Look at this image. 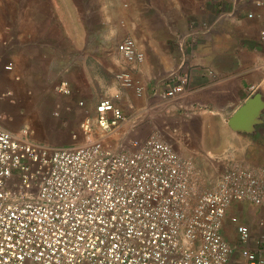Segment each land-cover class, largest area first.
I'll use <instances>...</instances> for the list:
<instances>
[{
	"label": "built area",
	"instance_id": "built-area-1",
	"mask_svg": "<svg viewBox=\"0 0 264 264\" xmlns=\"http://www.w3.org/2000/svg\"><path fill=\"white\" fill-rule=\"evenodd\" d=\"M251 3L245 18L258 22L264 44V0ZM118 51L129 64L145 60L131 37ZM117 78L142 95L130 73ZM189 80L183 67L160 94L175 99ZM58 91L73 90L63 81ZM125 120L105 99L94 124H81L83 141L66 146L39 141L30 128L0 126V264H230L235 257L264 264V217L255 233L240 212L264 206V171L233 165L216 187L199 191L191 160L160 136L113 147Z\"/></svg>",
	"mask_w": 264,
	"mask_h": 264
},
{
	"label": "crops",
	"instance_id": "crops-1",
	"mask_svg": "<svg viewBox=\"0 0 264 264\" xmlns=\"http://www.w3.org/2000/svg\"><path fill=\"white\" fill-rule=\"evenodd\" d=\"M50 1L57 10L59 6H71V12L78 3ZM86 1L89 6H98L102 20L125 22L123 27L112 30L133 38L145 60L137 64L125 62L118 51L120 42L113 48L70 46L61 51L64 64L51 68L54 75L64 71L73 82L81 78L86 83L88 77H95L96 83L104 84L108 58H118L122 66L115 76L119 88L114 89V103L125 115H140L142 109H149L146 120H142L148 127L140 139L156 135L148 129L156 125L162 128L168 122L179 131L170 137L175 149L196 166L202 183L205 179L215 180L214 187L223 165L248 164L264 171V44L258 22L245 18L246 11L255 9L251 0ZM19 3L27 7L17 17L18 28L6 24L10 18L0 14V36L8 31H17L20 37L36 34L31 22L37 20L35 6L41 0ZM92 12L90 7L85 9L88 15ZM75 53L81 54L76 62ZM78 65L81 76L75 73ZM183 67L190 72L186 91L175 99L165 98L160 94L163 87ZM122 73H130L144 87L141 96L121 84L117 76ZM247 209L257 210L241 208V216ZM242 220L247 223L244 217ZM225 229L233 243L238 241L231 224L227 222ZM251 229L259 231L257 225Z\"/></svg>",
	"mask_w": 264,
	"mask_h": 264
},
{
	"label": "rangeland",
	"instance_id": "rangeland-1",
	"mask_svg": "<svg viewBox=\"0 0 264 264\" xmlns=\"http://www.w3.org/2000/svg\"><path fill=\"white\" fill-rule=\"evenodd\" d=\"M76 1L78 3L72 9L73 14L69 15L72 13L71 6H59L57 10L50 0H41V4L35 6L37 20L31 22V29L36 31L34 36L29 34L20 37L17 31H8L4 37L0 36V126L12 130L30 128L36 139L44 143L59 146L74 145L84 139L81 124L86 120L94 124L96 106L105 99L114 102V89L119 88L115 76L120 73L119 68L122 66L118 58H108L109 69L104 84L96 83L95 77H88L86 83L82 82L81 78L73 82L64 71L54 75L51 70L54 66L59 68L61 63L64 64V54L61 53L63 48L70 46L113 48L129 36L120 33L117 35L116 31L112 30L123 27L125 22L113 24L102 20L98 15L97 5L89 6L86 0ZM0 2H2L0 14L10 18L6 24L17 29V17L27 6L20 4L19 0ZM88 7L93 10L90 15L85 13ZM59 9H62L63 14H59ZM61 16L66 17L60 19ZM2 25L0 20V33H2ZM109 26L111 29L108 28ZM79 55L81 54H74L75 62L78 61ZM9 64L13 65L12 70L6 68ZM80 67L77 66L76 76L77 74L81 76ZM64 80L69 82L73 90L71 96H64L58 91L59 84ZM148 110L142 109L140 115L124 114L126 120L109 140L113 147L123 149L129 147L133 140L140 139V134L146 132L145 127H148L146 121L142 122L146 120ZM168 124L166 122L163 123L162 128L156 125L154 129L148 130L160 137V134L165 133V136L169 137L161 138L175 145L174 139L170 137L179 134V131ZM75 135L78 136L77 140L74 139ZM229 167L231 165L221 166L218 174L221 175ZM194 170L199 191L210 190L215 186H212L215 180L211 178L205 179L202 183L200 174L196 172V166ZM246 212V215H243L245 221L256 227L259 219L264 217V206L256 211L247 209ZM234 244L237 245V241ZM231 264L244 263L235 257Z\"/></svg>",
	"mask_w": 264,
	"mask_h": 264
}]
</instances>
